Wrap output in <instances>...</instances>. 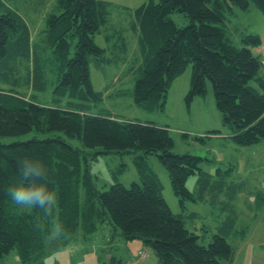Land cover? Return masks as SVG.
<instances>
[{"label": "trees", "instance_id": "trees-1", "mask_svg": "<svg viewBox=\"0 0 264 264\" xmlns=\"http://www.w3.org/2000/svg\"><path fill=\"white\" fill-rule=\"evenodd\" d=\"M252 3L264 13V0H149L135 8L129 22L141 51V60L133 67L135 101L150 110L162 109L173 81L192 63L187 101L205 95L210 81L230 138L241 146L264 140V70L261 54L254 52L263 39L258 33L236 37L230 25L234 6L247 11ZM112 10L108 0H55L40 38L33 41L28 21L12 0H0V81L31 90H44L49 81H55L54 100L68 98L65 106L47 105L34 93L0 87V137L63 132L80 139L84 148H100L90 153L59 135L0 141V261L16 251L22 264H46L50 243L66 246L74 238L96 233L109 221L124 238H141L160 264L232 262L235 249L227 236L216 233L209 245L201 244L199 235L188 228L185 213L173 212L157 174L146 163L149 154L157 155L186 208L187 200H196L186 184L188 178L199 173L204 190L210 183V174L200 167L202 158L177 153L166 126L122 119L104 108L94 110L104 93L92 85L89 56L113 61L106 56L110 46H99L94 36L103 29L112 30L107 40L115 39L113 49L125 48L123 28L110 24ZM174 13H183L189 23L178 25ZM219 133L213 130L208 135ZM197 138L204 141L203 136ZM111 152H139L135 162L143 182L126 187L116 181L108 189L98 187L91 160ZM25 158L44 165L46 183L57 191L58 207L51 216L40 208L14 205L8 195ZM235 218L230 215L224 232ZM57 222L63 234L49 239ZM117 262L112 257L110 264Z\"/></svg>", "mask_w": 264, "mask_h": 264}, {"label": "rangeland", "instance_id": "rangeland-1", "mask_svg": "<svg viewBox=\"0 0 264 264\" xmlns=\"http://www.w3.org/2000/svg\"><path fill=\"white\" fill-rule=\"evenodd\" d=\"M54 1L12 0V5L28 21L33 41L40 38V32L45 26V16L52 9ZM108 1L113 3L110 24L119 30L123 28L126 42L124 49L114 50L112 45L115 39L107 40V35L112 34V30L103 29L94 36V41L99 46H110L106 56L113 59L107 63L89 56L92 85L96 91L104 93L102 102L94 110L104 108L122 119L150 121L168 127L175 142L174 150L177 153L188 152L201 157L200 167L210 174L206 191L201 189L199 173L188 178L186 184L195 193L196 200H187L186 208H183L173 190L167 168L157 155L147 156L146 163L157 174L163 196L173 212L185 213L188 228L199 235V242L203 245H209L216 233H224L227 236L228 242L235 249V257L232 262L222 260L223 264H264V197H258V200L254 201V197L247 196L256 188L264 192V140L241 146L230 138L231 130L223 123L210 81L207 82L205 95H197L190 102L187 101L192 82V63L173 81L162 109L150 110L137 103L134 99L133 67L140 62L141 51L137 35L130 29L129 22L134 9L149 0ZM172 18L180 26L189 23L183 13H174ZM230 19L236 37L239 33H258L264 37V13L253 3L247 11L234 6ZM237 43L240 44L239 41ZM55 86V81H49L44 90H31L17 86L12 81H0V87L36 94L41 103L65 106L67 97H63L59 102L54 100ZM213 130H220V133L209 136L208 133ZM51 135H59L68 143L90 153L100 149L84 148L80 139L69 137L63 132L32 131L24 135L2 136L0 141L10 143L33 138L43 139ZM200 136L204 137V141L197 138ZM138 153L97 154L96 158L91 160L90 170L98 187L105 190L116 181L126 187H130L133 182L141 184L142 176L135 162ZM193 212L196 214H192ZM230 215L236 216L235 223L224 232ZM57 244L59 242L49 244L46 264H110L112 257L119 261L116 264H134L135 260L140 258L141 250L148 253L146 258H140L141 264H160L153 249L144 245L141 238H124L120 229L109 221L104 228L87 238H74L68 245L60 248ZM0 264L22 263L18 253L12 251Z\"/></svg>", "mask_w": 264, "mask_h": 264}, {"label": "clouds", "instance_id": "clouds-1", "mask_svg": "<svg viewBox=\"0 0 264 264\" xmlns=\"http://www.w3.org/2000/svg\"><path fill=\"white\" fill-rule=\"evenodd\" d=\"M30 161L25 158L20 162L19 175L16 183L8 188V195L14 205L27 210L40 208L46 216H51L58 207L57 191L49 189L44 165H34ZM62 234V225L57 222L52 226L49 239Z\"/></svg>", "mask_w": 264, "mask_h": 264}, {"label": "crops", "instance_id": "crops-1", "mask_svg": "<svg viewBox=\"0 0 264 264\" xmlns=\"http://www.w3.org/2000/svg\"><path fill=\"white\" fill-rule=\"evenodd\" d=\"M262 39H263L262 45L254 49V52H256L257 54H261V52H262V48H263V45H264V37H262ZM250 192L251 193L249 195H247V196L250 197V198L254 197V201H257L258 197H262V196L264 197V192H262L259 188H256L255 190L250 191ZM261 194H263V195H261ZM107 242H108V240H107ZM134 264H141L140 258L135 260Z\"/></svg>", "mask_w": 264, "mask_h": 264}, {"label": "built area", "instance_id": "built-area-1", "mask_svg": "<svg viewBox=\"0 0 264 264\" xmlns=\"http://www.w3.org/2000/svg\"><path fill=\"white\" fill-rule=\"evenodd\" d=\"M261 63L264 66V45H263L262 52H261ZM139 256L140 258L144 259L148 256V253L144 251H140Z\"/></svg>", "mask_w": 264, "mask_h": 264}]
</instances>
